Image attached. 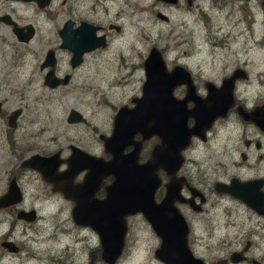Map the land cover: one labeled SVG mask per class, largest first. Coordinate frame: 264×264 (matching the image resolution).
Listing matches in <instances>:
<instances>
[{"label": "rangeland", "instance_id": "374dc122", "mask_svg": "<svg viewBox=\"0 0 264 264\" xmlns=\"http://www.w3.org/2000/svg\"><path fill=\"white\" fill-rule=\"evenodd\" d=\"M67 1L65 6L77 5ZM220 3L221 0L213 3L198 0L197 7L185 13L184 10L180 12L164 7L160 0H84L82 7L85 13L79 16L87 21L98 20L104 29L108 23H116L120 25V31H111L105 48L86 53L70 82L59 89H51L41 82L42 72L38 71L37 64L42 49L34 48L35 38L29 46L20 45L10 29L0 25V192L5 190L14 173L22 189L21 205L36 210V218L30 222L16 220L13 212H0V240L9 232L11 240L20 248L17 253L0 249V264H105L96 255L99 242L95 232L90 228H78L71 220V204L60 194L50 192L36 171L19 169V161L8 140L9 134L17 147L26 150H22L24 157L30 153H48L61 148L66 153L67 145L72 143L95 155L102 154V144L95 134L107 135L117 107L128 105L131 97L140 95V86L144 81L142 61L151 46L160 50L168 68L175 63L187 64L197 84L202 81L218 83L221 75L240 67L247 77V80L238 83L241 96L263 101L262 11L256 3L250 4L256 16V39L261 38L259 45L250 44V36L247 35L248 46L242 54L235 52L233 47L218 51L207 38V32H211L207 18L210 11L212 17L218 13ZM91 5H95L96 11H87ZM22 9L31 21L41 23L36 35L48 38L46 30L50 24L45 18L37 17L29 5L22 6ZM159 11L167 16V22L155 18V13ZM220 12L222 15L214 22L216 25L226 22L224 10ZM57 21L60 22L59 17ZM190 28L195 30V35L186 48L181 45V40L188 38ZM212 28L214 40V26ZM230 45L228 43L227 47ZM24 51L27 52L23 54ZM58 53L63 58L60 71L65 72L69 70L66 63L68 56L65 51ZM239 57L247 64L233 65L232 61ZM173 94L180 97L182 89L175 87ZM14 108H20L21 114L14 128H9L6 116ZM71 108L84 116L83 123L66 122ZM232 125L231 122L215 124L205 141L194 140L193 146L184 150L182 166L194 173L195 180L200 181L203 174L206 177V173L214 172L208 176L212 179L220 174L219 169H225V166L238 160L237 153L231 152L230 148L239 135ZM13 158L15 160L11 163ZM216 201L204 203L202 211L195 216L196 227L191 234L196 238L192 251L207 263L216 256H227L238 244L241 246L244 233L250 231L242 220L244 204L230 196ZM129 217L124 255L113 264H158L150 251L158 242L152 228L138 213ZM10 221H13L11 229Z\"/></svg>", "mask_w": 264, "mask_h": 264}, {"label": "water", "instance_id": "95a60500", "mask_svg": "<svg viewBox=\"0 0 264 264\" xmlns=\"http://www.w3.org/2000/svg\"><path fill=\"white\" fill-rule=\"evenodd\" d=\"M34 1H37L40 7L49 2ZM163 1L174 3L175 0ZM261 7L264 25V0L261 1ZM156 16L159 19L166 18L160 11ZM0 21L12 26V32L19 42H27L32 38L31 25L18 27L7 15L0 16ZM23 28H26L24 32ZM98 28L81 21L75 29H71L70 21L64 22L58 31L61 38L59 46L71 52V67L81 63L84 53L106 46L104 35L95 34ZM48 51L49 56L46 54L45 59H53L51 50ZM146 54L142 61L144 81L140 86V95L130 98L131 106H118L113 113L111 132L107 136L101 133L98 135L103 142L104 152L109 154L107 160L70 145L72 152L66 159L61 160L58 152L50 155L30 153L20 164L38 172L52 186V190L73 201L72 220L77 224L89 226L98 235L100 248L96 255L106 264H113L121 255L126 232L125 216L136 213L148 222L160 239L155 250V258L158 261L165 264H204L187 246L188 226L175 204L179 201L186 202L190 207L199 209L204 196L195 187L189 186L183 176L176 174L184 162L182 152L188 148L191 137L203 140L205 131L211 127L213 120L223 117L226 109L234 105L233 80L238 75L240 78L245 75L240 69H235L230 76L222 80L218 88L210 81L205 82L208 93L205 97H200L195 93L192 78L186 67L176 63L168 68L163 54L155 46H151ZM50 65L51 68L46 72L43 81L44 85L54 88L59 84H67L68 75L57 78L53 74L54 59ZM40 66L43 68L45 62ZM181 85L186 87V93L183 97H176L173 94L174 89ZM188 101L192 102L191 107H187ZM1 105L0 102V113ZM236 110L244 121H250L264 130V105L246 112L236 105ZM20 114V108H14L7 114L9 128H14ZM66 116V122L70 124L85 121L84 116L74 108H71ZM188 119H192L191 125H188ZM136 134L141 136V140L134 139ZM153 136L158 141L149 156L139 162L141 142ZM130 145L131 151L124 152L125 147ZM62 161L66 162L67 167L59 171L57 168ZM83 170V179L73 183L74 177ZM159 171L164 173L167 182L164 184L165 194L155 201V192L161 183ZM109 176L111 180L104 186L105 197L94 198L93 193L102 179ZM229 182H216L214 190L227 193L256 213L264 214V196L254 190L255 181L240 182L232 178ZM182 184L190 192L187 198L180 192ZM6 188L5 193L0 196V208L22 200L14 177L8 181ZM196 196L199 197V204L193 201ZM15 218L30 222L36 218V212L33 209H18ZM0 246L13 253L18 250L8 239L1 241ZM239 256L240 253L232 252L229 259L232 262L239 261ZM253 264L258 263L253 261Z\"/></svg>", "mask_w": 264, "mask_h": 264}, {"label": "flooded vegetation", "instance_id": "af4514ba", "mask_svg": "<svg viewBox=\"0 0 264 264\" xmlns=\"http://www.w3.org/2000/svg\"><path fill=\"white\" fill-rule=\"evenodd\" d=\"M48 1L49 2L47 4H44L43 7H40L37 4V1H34V0H0V16L7 15L8 17H10V19L18 27H24L26 25L32 26L33 35H32V38H30L27 42H23V41L19 42L18 41V38L16 37V35L12 32V26L10 24L8 25V24L0 21V25L7 26L10 29V31L12 32V35H13L16 43H18L20 45L23 44V45L29 46L28 45L29 42L31 40H33V38H35L36 46H34V48L40 49V50L42 49V52L38 57L40 60L37 64L38 71L42 72L41 82L44 81L46 72L51 68L50 63L52 62L53 59H54V65L52 67L53 74L57 78H63L65 75H68L69 76L68 81L70 82V79L73 77L74 71L77 70L81 66L82 62L84 61L83 59H85L84 56L86 55V53H84L82 55L83 59L79 65H77L75 67H71V65H70L71 52L69 51V49L68 50L63 49L59 46L60 42H61V38H60V35H58V31L63 27L64 22L69 20L71 23V29H75L79 25V22H81V21L87 22L89 24L91 23V24L99 27L96 30L95 34H97V35L103 34L105 37L106 44L109 42V40L111 38V31H113V32L120 31V25H118L116 23H114V24L108 23L106 26V29H104L103 25H101V22H99L98 20L87 21L82 16H79L80 14L85 13L84 8L82 7V3L84 0H68V1L67 0H61L60 3L56 2L55 0H48ZM66 1L68 3L73 1L74 3H77V5H75V7H73L71 4H68L65 6ZM216 1L217 0H213V2H216ZM261 1L262 0H221L219 8L217 9L218 13L213 14V17H212V12L210 11V16H208V18H207V23L209 24V29L212 32V33L207 32V38H209L210 44L212 46L217 47L216 49L218 51L224 50V49H231V47H233L235 52L242 54L243 51L246 50L245 47L248 46L247 42H246V38H247V35H249L250 36V42H251L250 44L259 45L261 38L256 39V30H255V25H256V19L255 18H256V16H254V8L253 7H252L253 9L250 8L251 7L250 4L252 2L256 3L257 7L259 9H261V11H262ZM160 2L162 5H164V7H168L169 9L174 8V10H176V11L178 10L180 12L182 10H184L183 12H185V13L192 12V10H194V8L197 7L196 4H198V0H175L174 3H168V2H165L163 0H160ZM210 2L213 3L212 0H210ZM24 5H29L31 7V9L34 10V13L37 14V17H44L46 22L50 24V27L46 30V32L49 36L48 38H46L42 35H40L39 37L36 35L39 33L41 23L37 24L35 22V20H32V21L30 20L28 13H25L22 11L23 10L22 6H24ZM90 10L96 11L95 5H91L87 9V11H89V12H90ZM222 10H224V17H225L226 22L223 24L216 25L214 22H216L218 17L220 15H222L220 12ZM75 13H77L78 16H74ZM157 13L158 12L155 13V18L159 19L156 16ZM245 13H246V15H245ZM58 17H59L60 22L57 21ZM37 19H39V18H37ZM230 19L232 20L231 22H230ZM159 20H162L164 22L168 21L167 16L165 19H159ZM213 26H214V40H213V28H212ZM25 30H26V28H23V32ZM217 31H219V33ZM189 34H188L187 39L181 40V45L185 46L186 48H188V43L193 41V36L195 35V30L193 28H190ZM20 35L22 36V33ZM55 36L58 37L57 40H55ZM228 43H231V45L227 47ZM105 47H103V48H105ZM99 48H101V47H99ZM99 48H95L92 51H95L96 49H99ZM48 50H51V55L53 56V59L52 58L51 59H45L46 54L49 52ZM59 51H65V53L68 56V60L66 63H67V66L69 67V70H66L65 72L60 71L61 62H62L63 58L61 57V55H59V53H58ZM92 51L90 53H92ZM25 52H27V51H24L23 54ZM183 53H185V52L183 51ZM42 62H45V66L43 68H41V66H40ZM232 62H234L233 65L247 64V61L245 59H242L241 57L237 58V60L236 59L233 60ZM183 66L189 70V68L187 67V64H184ZM235 69H240L243 72V74L245 75V77L240 78V77H238L239 76L238 75L233 80V87H232V89H233L232 90V98L233 99H232V101L234 102V105H232L231 107L226 109V111H225L226 113L223 117L215 118L211 124V127L215 126V124H217V123H221L223 125V124L231 122L232 124H234L232 126L236 127V130L239 132V135H237L235 137V144L233 146H231L230 148H231V152L237 153L236 156H237L238 160L236 162L234 161V162L230 163L228 166H225L226 167L225 169L224 168L219 169L220 174L215 176V177H212V179H209L208 176L215 174L214 172L213 173H211V172L206 173L207 174L206 177L203 174V178L201 177L200 181L195 180L194 179V173H192L191 171H187L186 168H183V166H182L183 164L179 167V170L176 174V176H178V175L183 176L187 180L189 186L191 185V186L195 187L204 196L202 203H200L199 209H195V208L190 207V205L186 202L179 201V202L175 203L179 213H181V215H183L184 220L186 222V225L188 226V232L186 235L187 246L191 250L192 254L195 257H197V256L194 254V252L191 249V246L195 242V239H196V238H193L191 236L192 232L194 231V229L196 227L195 226L196 225L195 216L197 214L199 215V213L202 211V206L204 205V203H207L208 201L209 202L211 201L212 203H214V202L217 203V201H216L217 199L218 200L226 199V197L229 196L227 193L224 194V193H221V191L218 192V191L214 190V185L216 182H221L223 184H229L230 183L229 181L232 178H234L236 181H240V182L255 181L256 186H255V189L254 188L253 189L256 190L257 192L261 193L264 196V130H261L259 127H257L256 125H254V123H251L250 121H247V120L244 121L241 118L240 114L236 110V105L240 106L241 110L244 112L256 110L257 108H261L264 105V97H261V98H263V101L259 102V100H253V99H249L247 97L241 96V94L239 93V90L237 89L238 83L241 80H247V77H246L245 71L242 68L235 67L232 69V71ZM232 71L229 73H225V74L221 75L218 83H214L212 81H210V82H212L215 85V87L218 88V87H220L222 80L225 77L230 76ZM189 74L192 78L193 86L195 87V93L197 95H199L200 97H205L207 95L208 91H207V88L205 87L204 84H205V82H209V81H202V82H200V84H197L198 82L196 83V77L192 76L190 70H189ZM43 84H44V82H43ZM66 85L67 84H59L58 86H56L54 88H51L49 86L48 87L51 89H59V88L65 87ZM179 88L182 89V95L180 97H183L186 93V87L184 85H181V86H179ZM128 102L129 103H127L128 104L127 106L129 107L132 105V103H131L130 99ZM191 106H192V102L188 101L187 107H191ZM83 122H81V123H83ZM187 122H188V125H191L193 123L192 119H188ZM111 124H112V122H111ZM211 127L207 131H205L206 135H205L203 140L199 139L198 137H194V136L191 137V141L189 143V146L192 145L194 140L195 141L196 140L205 141L207 136L210 135L208 132L211 131ZM111 129H112V127H111ZM110 132H111V130H110ZM95 135H96V138H98L100 143L102 144L103 143L102 140L98 137L99 134H95ZM107 135H105V136H107ZM134 139L137 141L141 140V136L136 134V135H134ZM157 141H158V139L155 136H153V137L148 138L146 140H143L141 142V145H140L141 148H140V152L138 155L139 162H143V160H145L149 156L150 151L152 150L154 144ZM70 145H75V144H73V143L68 144L66 147V151H67L66 153H64L62 150L63 148H61V149H56V150L50 151L48 153L40 152V154L50 155V154H53L55 152H58V154H59L58 157L61 160L66 159L71 155V152H72L70 150ZM75 146H77V145H75ZM20 148L21 147H15V148L11 147L12 152L15 153L16 159H17V153L16 152H18V150H20ZM102 149H103V145H102ZM131 149H132V145L127 146V147H125L124 152H129V151H131ZM81 150H83V149H81ZM83 151H85L91 155H94V156H100L104 160H107L109 157V154L107 155L104 152V149H103L102 154H96V155L91 153L88 150H85V149ZM25 157L23 156L22 158L18 159L19 169H24L25 171L33 170L29 167L21 166L20 162ZM15 158H13L11 160V163H12V161L15 160ZM66 167H67L66 162L62 161V163L58 166L57 169L59 171H62ZM229 169H233V170H229ZM33 171H35V170H33ZM84 175H85V170L79 172V174H77L74 177L73 183L74 182H80L83 179ZM158 175L160 177L161 183L156 189L155 201H158L165 194L164 193V191H165L164 184L167 182L166 181L167 178L163 172L159 171ZM12 177L15 178L16 184L19 187V182H18V178H17L16 174L13 173L11 175V178ZM41 178L46 183V185L49 187L50 192H53L54 194H60V196L63 197L60 192L52 190V186L45 179H43L42 176H41ZM110 180H111V176L104 177L102 179L101 183L98 186V189L93 193L94 198L102 199L105 197L104 186L108 185ZM6 186H7V184H6ZM6 186H5V190H2L0 192V196L5 193V191L7 189ZM19 189H20L21 195L23 197L21 187H19ZM180 192L186 198L190 196V192L188 191V188L184 184L181 185ZM63 198L65 199L66 202L71 204V206H69L70 218H71V211H72V207H73L74 203L69 198H66V197H63ZM22 201H23V199L20 202H17V204H12V205H8L6 207H2V208H0V212H6V211H9L11 213L13 212L14 216L16 217V213L18 212V209H23V210H27V211H29V209L35 210L32 207H29V209H26L25 206L21 205ZM193 201H194V203L199 204L198 203V202H200L199 197L196 196L195 198H193ZM243 209H244V211L241 212V215L244 216L242 220L245 222L244 225H246V227L249 228L250 231L247 234L244 233L245 237H243L244 241L241 244V246H239V244H238L237 247H234L230 250V252L227 256H216V258L212 259L213 261H211L209 263L204 262V264H253V261L257 262L258 264H264V246H263L264 245V214L256 213L251 208H248L245 204H244ZM35 212H36V210H35ZM129 216H135V214L125 216L126 232H125L124 240H123L124 245H123V248L121 250L122 253H121L120 257H118V258H121L124 255V250H125L126 242H127L126 239H127L128 234H129V229H128L129 223H127L128 218H130ZM18 220H20V219H18ZM71 220H72V218H71ZM21 221H23V220H21ZM10 222H11V225H10L9 229H11L13 226V221H10ZM24 222H26V221H24ZM73 223L75 226H78V228L79 227L80 228H89V226L80 225V224L75 223L74 221H73ZM9 235H10L9 232H7V234H4L1 237L0 242L5 241L7 239L12 241ZM96 237H97V240L99 241L97 234H96ZM155 237L158 239V242L155 245V247H153L150 250L151 255L157 261L158 264L159 263L165 264L164 262H161L160 260L158 261L155 258V250L158 248V245L160 243L159 237H157L156 235H155ZM258 243H259V247H258ZM13 244L16 245L14 242H13ZM16 247L18 249L17 250V252H18L20 248L18 245H16ZM0 249H2L4 252L5 251L9 252L6 248H4L2 246H0ZM17 252H15V253H17ZM232 252L240 253L239 257H241V258L239 261L237 260L235 262H232L229 259L230 253H232ZM98 260L103 261L102 258H99V257H98ZM89 263H91V262H89Z\"/></svg>", "mask_w": 264, "mask_h": 264}, {"label": "trees", "instance_id": "16d2710c", "mask_svg": "<svg viewBox=\"0 0 264 264\" xmlns=\"http://www.w3.org/2000/svg\"><path fill=\"white\" fill-rule=\"evenodd\" d=\"M8 140L10 141V144H11V147H12V148L17 147V145H16V141H14V140L11 138V135H10V134L8 135ZM17 150H18V149H17ZM22 150L26 151L25 149L20 148V150H18V152H16V153H17V159H20V158H22V157L24 156V152H23Z\"/></svg>", "mask_w": 264, "mask_h": 264}]
</instances>
